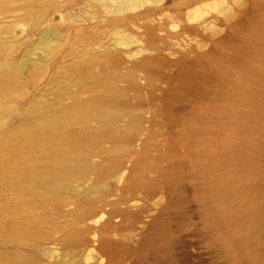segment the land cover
Listing matches in <instances>:
<instances>
[{
    "label": "rangeland",
    "instance_id": "obj_1",
    "mask_svg": "<svg viewBox=\"0 0 264 264\" xmlns=\"http://www.w3.org/2000/svg\"><path fill=\"white\" fill-rule=\"evenodd\" d=\"M260 24L264 0L1 1L0 264H264Z\"/></svg>",
    "mask_w": 264,
    "mask_h": 264
},
{
    "label": "bare ground",
    "instance_id": "obj_2",
    "mask_svg": "<svg viewBox=\"0 0 264 264\" xmlns=\"http://www.w3.org/2000/svg\"><path fill=\"white\" fill-rule=\"evenodd\" d=\"M1 1H5V0H0V2ZM139 1H141V0H135V3L139 2ZM260 25L261 26H264V24H260ZM236 26L239 29L241 28L243 31H247L248 33L253 32L252 29H251L252 28V23L250 21H246L245 19H243L242 21H239V23ZM254 29H256L255 26H254ZM233 63L235 65H237V66H242L243 65L242 62H240V61H233ZM257 77L258 78H261L259 76H257ZM245 80H247V79L246 78H243V80H238V81H235L234 80L233 81V85L235 87L239 86V84H241V85L243 84L244 85V84H246V81ZM215 81H218V79L216 78ZM234 95L238 97V100H237L238 103H237V105L241 104L243 102V100L240 98L239 94L235 93ZM219 108L221 109L220 110V113H226L227 112L228 114H231L232 113L234 115V118L236 119L235 124H236V127L237 128H242L243 126H245L246 122H248L251 119H254L255 118L256 121H257V116L256 115L255 116H252V112L251 111H248L247 112V111H244V110H241V109L234 111L233 108H237V107L230 106V105H223V106H221ZM83 116H84L83 113H78V114H76L75 119L76 118H81ZM238 151L242 153V151L240 149H238ZM258 151H259V149H257V148H254L253 150H251V156H250V159H248V161H250L249 163H255L256 161H258V158L257 157L260 154ZM233 157L236 158V155H233ZM218 165H219V163H218ZM223 165L226 166L225 164H223ZM223 165L221 167H223ZM236 165L237 164H231V167L230 168L235 167ZM249 165L250 164H245V165H242L241 166V164H239L237 167L243 168V166H244V167L249 168ZM215 167L217 168L218 166H215ZM250 173L251 172H247L245 174L240 173V175L239 174H237V175H239V176H241V175H250L251 176Z\"/></svg>",
    "mask_w": 264,
    "mask_h": 264
}]
</instances>
